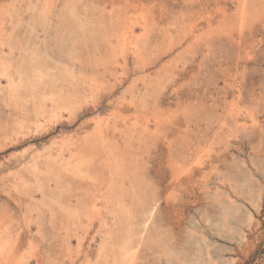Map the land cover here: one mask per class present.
<instances>
[{
  "label": "rangeland",
  "instance_id": "374dc122",
  "mask_svg": "<svg viewBox=\"0 0 264 264\" xmlns=\"http://www.w3.org/2000/svg\"><path fill=\"white\" fill-rule=\"evenodd\" d=\"M0 264H264V0H0Z\"/></svg>",
  "mask_w": 264,
  "mask_h": 264
},
{
  "label": "bare ground",
  "instance_id": "6f19581e",
  "mask_svg": "<svg viewBox=\"0 0 264 264\" xmlns=\"http://www.w3.org/2000/svg\"><path fill=\"white\" fill-rule=\"evenodd\" d=\"M127 242V241H126Z\"/></svg>",
  "mask_w": 264,
  "mask_h": 264
}]
</instances>
